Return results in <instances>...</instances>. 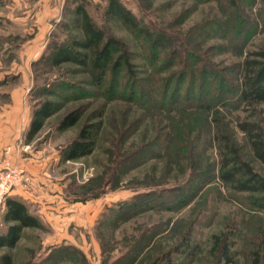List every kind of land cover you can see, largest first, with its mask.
<instances>
[{
	"label": "rangeland",
	"instance_id": "obj_1",
	"mask_svg": "<svg viewBox=\"0 0 264 264\" xmlns=\"http://www.w3.org/2000/svg\"><path fill=\"white\" fill-rule=\"evenodd\" d=\"M119 1L143 26L173 37L179 52L174 65L160 63L153 75L144 42L107 13L109 0H64L57 16L48 19L49 32L39 11L46 0H0V106L16 75L22 79L30 70L32 90L25 100L33 112L46 102L58 104L43 128L27 138L30 150L45 157L44 172L52 188L61 189L66 206H47L42 226L25 229L17 247L0 250V257L9 253L14 264H152L190 233L194 254L183 257L182 248L174 264H226L216 242L227 238L232 254L227 264L257 259L264 264V194L239 192L221 177L225 139L264 177V165L243 130L248 125L264 141V102L238 98L247 61H264L258 56L264 54V0ZM78 5L125 44L140 78L159 80L148 86L155 93L152 104L111 96L107 85H90L87 70L71 63L53 67L43 61L34 67L51 52L50 44L55 49L70 37L83 38L74 22ZM37 32L46 44L27 38ZM188 53L195 60H188ZM183 69L191 77L180 84L182 92L189 91L184 102L165 103L163 81L174 77L171 96ZM123 76L116 80L126 82ZM74 111H80L78 123L60 130ZM90 129L93 151L69 160L71 144ZM130 202L134 208L120 215L119 207Z\"/></svg>",
	"mask_w": 264,
	"mask_h": 264
},
{
	"label": "trees",
	"instance_id": "obj_2",
	"mask_svg": "<svg viewBox=\"0 0 264 264\" xmlns=\"http://www.w3.org/2000/svg\"><path fill=\"white\" fill-rule=\"evenodd\" d=\"M205 1V0H199ZM106 11L109 15L119 18L122 23L128 26L136 35H138L144 48L146 49V63L154 74L158 73L160 63L162 68L174 65V61L178 60V53L174 44L173 37L149 25H142L141 21L129 9H127L119 0H109ZM74 22L78 23V27L82 32V39L68 38L59 47L52 49L51 44L48 55H43L38 61L34 62V67L43 61L49 62L53 67L61 66L66 63L83 67L91 76L89 84L99 89L109 88L107 92L112 95H118L128 101H137L152 104L156 99L154 91H149V84L159 80L149 77L146 80L138 75L137 65L133 63L130 53L127 51L125 44L115 37L109 36L105 30L99 28L92 20L88 10L83 5H78L74 12ZM174 50V53L172 52ZM264 58V54H258ZM194 53H188L187 58L190 61L195 60ZM186 58V59H187ZM156 67V69H153ZM161 68V69H162ZM124 74L126 82L121 83L117 78ZM181 77L175 81L174 91H171V80L174 77L163 81L161 98L165 103L179 104L184 102L185 94L189 91L182 92L181 81L190 77L186 69L182 70ZM244 82L241 86L238 98L241 101H249L256 103L264 102V61L252 60L247 61L245 67ZM116 81H113V80ZM193 79V78H192ZM144 81V82H143ZM1 84H3L1 82ZM208 84V82H206ZM150 87V86H149ZM68 88L67 91H71ZM188 91V92H187ZM205 91V90H202ZM9 100V94H6ZM205 95V94H204ZM200 95V98L204 97ZM58 104L55 102H46L33 112V120L27 137H34L44 126L45 121L55 112ZM80 119V111H74L67 115L59 125L60 130H67L75 126ZM98 126V125H97ZM96 126H92L94 129ZM251 137L252 148L256 158L264 165V141L261 135L254 134V131L243 126ZM95 134L92 130H83L68 149V159L77 160L89 155L94 149ZM226 141V142H225ZM221 177L223 180L232 185L239 192H247L253 194H264V177L248 163L244 162L239 150L229 141L224 140L221 148ZM136 205L134 202L125 203L119 207L120 215L130 213V208ZM264 208V207H263ZM42 226L41 219L38 216L36 207L22 198L21 196L12 194L7 198L4 210L0 219V250H13L17 247L22 233L27 228H40ZM191 234L188 233L184 241L178 246L164 254L158 262L152 264H161L168 262L174 264V254L183 248L185 255L188 257L194 254V247L191 246ZM219 240V239H218ZM217 240V241H218ZM229 239L220 243L219 250L221 255L226 258V264L230 262L232 254L231 247L227 244ZM193 245V244H192ZM0 264H14L13 256L5 253L0 257ZM178 264H183L178 262ZM255 264H260L259 259Z\"/></svg>",
	"mask_w": 264,
	"mask_h": 264
},
{
	"label": "crops",
	"instance_id": "obj_3",
	"mask_svg": "<svg viewBox=\"0 0 264 264\" xmlns=\"http://www.w3.org/2000/svg\"><path fill=\"white\" fill-rule=\"evenodd\" d=\"M63 3L64 0H46V4L39 9L42 14L40 20L47 22L55 14L57 16ZM51 26L49 21L45 25L43 24L44 32H49ZM42 34V32L39 34L37 32L35 36L29 34L27 38L38 44H41V42L46 44L47 39ZM30 72H28V75L27 73L23 74L22 79L21 76L16 75L18 80L15 81L16 85L13 86L12 91L8 93L9 100L0 106V168H4L9 164L25 171L28 181L15 190L13 194L21 196L35 207H39L37 213L39 218L43 219L42 212L48 209L47 206H54L55 209L66 208V206L61 204V189L58 187L52 188L50 182L53 183V181H50L44 172L46 167L45 157L42 158L39 152L30 150L27 135L33 120V109L31 104L29 105L25 100V96L32 90L30 83L33 80V73L30 74Z\"/></svg>",
	"mask_w": 264,
	"mask_h": 264
},
{
	"label": "built area",
	"instance_id": "obj_4",
	"mask_svg": "<svg viewBox=\"0 0 264 264\" xmlns=\"http://www.w3.org/2000/svg\"><path fill=\"white\" fill-rule=\"evenodd\" d=\"M28 181L25 171L7 164L0 168V219L7 198Z\"/></svg>",
	"mask_w": 264,
	"mask_h": 264
}]
</instances>
